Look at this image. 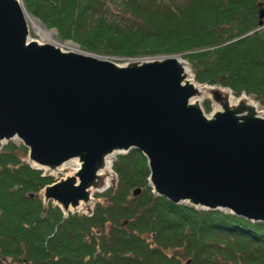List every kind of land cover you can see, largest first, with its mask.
I'll return each mask as SVG.
<instances>
[{
	"label": "water",
	"instance_id": "obj_1",
	"mask_svg": "<svg viewBox=\"0 0 264 264\" xmlns=\"http://www.w3.org/2000/svg\"><path fill=\"white\" fill-rule=\"evenodd\" d=\"M25 13L0 0V149L21 144L53 179L30 197L90 216L94 194L116 185L115 156L136 149L153 196L264 223V104L196 81L180 55L120 62L41 41Z\"/></svg>",
	"mask_w": 264,
	"mask_h": 264
},
{
	"label": "trees",
	"instance_id": "obj_2",
	"mask_svg": "<svg viewBox=\"0 0 264 264\" xmlns=\"http://www.w3.org/2000/svg\"><path fill=\"white\" fill-rule=\"evenodd\" d=\"M26 11L87 52L122 60L178 54L196 81L264 104V0H22ZM115 4L119 17L111 12ZM209 102L204 103L209 110ZM0 149V264H264V223L153 196L145 157L117 156V184L95 195L92 215L30 193L53 181ZM141 192L134 196L133 190ZM102 198V199H101Z\"/></svg>",
	"mask_w": 264,
	"mask_h": 264
},
{
	"label": "rangeland",
	"instance_id": "obj_3",
	"mask_svg": "<svg viewBox=\"0 0 264 264\" xmlns=\"http://www.w3.org/2000/svg\"><path fill=\"white\" fill-rule=\"evenodd\" d=\"M22 4H23V2H22ZM24 6V5H23ZM110 10H111V12H113L114 14H115V16H117V17H119V13L120 12H118L119 10L116 8V5L115 4H111L110 5V8H109ZM40 20V19H39ZM120 20V17H119V19H117V21H119ZM40 22H41V24L46 28V30L49 32L48 33V35H46V36H43V34L42 33H40L39 31H37V29H35V28H33V26L31 25V24H29L30 25V34H31V36L32 37H35V38H38V39H40L41 41H44V42H49V43H51L50 41H57V31H56V29H54V28H47L46 26H45V24L40 20ZM63 45H64V48L65 49H73L72 47H74V50H82V49H80L79 47H78V45L75 43V42H73L72 40H67V41H65V42H63L62 43ZM77 48V49H76ZM85 51V50H84ZM99 55V54H98ZM171 55H178V54H171ZM102 56V55H101ZM161 56H168V55H159V56H153V57H161ZM181 56V55H180ZM108 57H110V58H113V59H115V60H117V61H120V62H124V61H127L128 59H125V60H122V58H118V57H113V56H108ZM182 57V56H181ZM184 58V57H183ZM185 59V58H184ZM191 67V66H190ZM207 100H204L203 101V105H204V103L206 102ZM209 105H210V102H209ZM262 105H260V107H261ZM210 108H211V106H209ZM210 108H209V111H210ZM17 143V142H16ZM117 156L118 155H116L115 156V160H116V158H117ZM114 160V161H115ZM25 161H26V157H25ZM113 161V162H114ZM58 176H60V175H58ZM116 181V177H115V180H114V182ZM117 181H118V179H117ZM114 182H112V186L111 187H114L115 185H114ZM117 183V182H116ZM49 184V183H48ZM114 185V186H113ZM39 192V191H38ZM105 192V191H104ZM95 195L96 194H94V204L92 205V210H94V206H95V203H96V198H95ZM102 199V198H101ZM83 211H81V213H82Z\"/></svg>",
	"mask_w": 264,
	"mask_h": 264
},
{
	"label": "bare ground",
	"instance_id": "obj_4",
	"mask_svg": "<svg viewBox=\"0 0 264 264\" xmlns=\"http://www.w3.org/2000/svg\"><path fill=\"white\" fill-rule=\"evenodd\" d=\"M25 16H26V19H27V22L29 24H31L33 26V28L37 29V31H39L40 33L43 34V36H46L48 35V31L46 30V28L41 24L40 20L38 19V17H35L31 14H29L28 12L25 13ZM52 44H56V45H60V46H63L64 45L58 41H50ZM74 49V47H72ZM77 49V48H76Z\"/></svg>",
	"mask_w": 264,
	"mask_h": 264
}]
</instances>
